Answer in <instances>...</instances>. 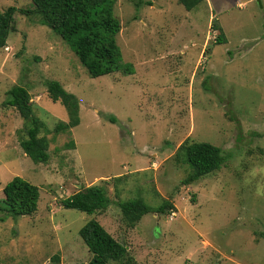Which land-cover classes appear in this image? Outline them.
Masks as SVG:
<instances>
[{
  "label": "rangeland",
  "instance_id": "obj_1",
  "mask_svg": "<svg viewBox=\"0 0 264 264\" xmlns=\"http://www.w3.org/2000/svg\"><path fill=\"white\" fill-rule=\"evenodd\" d=\"M10 7L15 30L0 49V200L15 177L41 197L32 216L0 213V264H88L80 230L92 219L127 246L128 258L109 264H264V0H207L191 11L177 0H116L119 65L132 74L98 78L27 13L32 0H0V11ZM48 81L79 99L71 132L54 131L69 114L50 99ZM16 85L29 88L43 123L47 164L25 154L24 121L4 105ZM186 142L220 148L225 164L182 185L190 168L176 153ZM100 185L113 202L171 200L175 209L131 227L118 203L94 215L61 205Z\"/></svg>",
  "mask_w": 264,
  "mask_h": 264
},
{
  "label": "trees",
  "instance_id": "obj_2",
  "mask_svg": "<svg viewBox=\"0 0 264 264\" xmlns=\"http://www.w3.org/2000/svg\"><path fill=\"white\" fill-rule=\"evenodd\" d=\"M116 0H32L34 8L28 14H38L42 24L48 26L69 46L92 78L115 72L132 74L128 67H121L122 51L117 36L122 26L115 16ZM206 0H177L191 11ZM17 9L0 11V49L7 46L9 35L14 29L13 15ZM218 45L226 43L224 36L218 38ZM207 50L204 51V54ZM49 97L61 102L69 114L68 122L59 121L54 131L57 134L71 132L80 125V102L78 97L67 91L60 82L46 83ZM5 106L15 108L24 121L26 139L21 142L25 154L37 164H47L50 160V142L40 137L43 123L35 116L34 105L29 88L16 85L7 92ZM110 120L113 121L112 118ZM181 165H188L190 172L181 182L187 186L218 171L226 160L220 148L210 143H184L176 153ZM121 178V177H120ZM116 178V179H120ZM4 199L0 200V213L4 217L12 215L32 216L38 211L41 197L40 188L22 177H15L3 189ZM106 186H90L79 190L61 201L66 209H75L89 215L104 212L113 205ZM118 207L131 226H136L150 213L169 214L175 207L171 200H165L158 208L148 206L143 199L119 202ZM4 220V218H2ZM80 236L93 255L88 264H109L122 262L128 258L125 244L110 234L102 224L92 219L80 230ZM55 259L58 260L57 257Z\"/></svg>",
  "mask_w": 264,
  "mask_h": 264
},
{
  "label": "water",
  "instance_id": "obj_3",
  "mask_svg": "<svg viewBox=\"0 0 264 264\" xmlns=\"http://www.w3.org/2000/svg\"><path fill=\"white\" fill-rule=\"evenodd\" d=\"M79 187L81 188L82 186H81V185H79Z\"/></svg>",
  "mask_w": 264,
  "mask_h": 264
},
{
  "label": "built area",
  "instance_id": "obj_4",
  "mask_svg": "<svg viewBox=\"0 0 264 264\" xmlns=\"http://www.w3.org/2000/svg\"><path fill=\"white\" fill-rule=\"evenodd\" d=\"M9 48H6V50H8Z\"/></svg>",
  "mask_w": 264,
  "mask_h": 264
},
{
  "label": "crops",
  "instance_id": "obj_5",
  "mask_svg": "<svg viewBox=\"0 0 264 264\" xmlns=\"http://www.w3.org/2000/svg\"><path fill=\"white\" fill-rule=\"evenodd\" d=\"M205 2H207V0Z\"/></svg>",
  "mask_w": 264,
  "mask_h": 264
}]
</instances>
